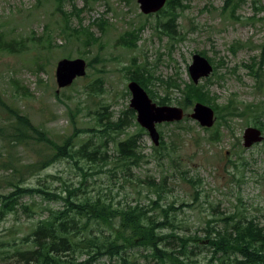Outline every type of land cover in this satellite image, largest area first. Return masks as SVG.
I'll list each match as a JSON object with an SVG mask.
<instances>
[{
  "label": "rangeland",
  "instance_id": "rangeland-1",
  "mask_svg": "<svg viewBox=\"0 0 264 264\" xmlns=\"http://www.w3.org/2000/svg\"><path fill=\"white\" fill-rule=\"evenodd\" d=\"M225 2L186 0L187 6L177 10V33L172 39L157 29L159 21L166 22L169 16L161 13L162 10L143 13L138 0H65L62 10L56 0H0V44L23 41L26 45L22 51L11 52L7 49L10 46L0 50V95L56 141L70 136L75 129L96 127L97 112L105 114L106 122L116 123L127 116L122 130L112 134L117 139L138 134V148L144 157L126 177L110 176L108 169L113 161L108 166L92 169L89 186L99 188L121 204H135L140 198L142 205H151L150 201L159 196L151 184L160 183L166 177L160 204L176 206L171 214L179 221V235L196 234L204 239L208 219L223 218L237 211L264 227V140L249 148L243 146L245 129L258 127L254 125L257 116L262 126L258 128L264 135V10L259 9L264 6V0H243L234 13L231 7L224 9ZM75 7L85 9L80 18L74 14L69 19L65 17L62 11L71 12ZM100 17L111 24L106 34L92 24ZM80 24L92 26L101 36V42L85 46L76 35L65 34V25L77 28ZM141 27L135 47L128 48L121 43L120 37L126 31ZM41 37L46 40L45 47L37 41ZM49 43L52 45L47 47ZM200 52L213 64L214 71L198 84L206 85L211 92L221 107L220 116L215 111L214 125L205 129L189 116L195 102L184 108L183 120L158 124L160 140L167 143L159 154L155 148L160 145L138 123L137 113L125 114L132 109L128 69L134 70L137 63L145 66L154 77L149 88L156 100L165 98L166 105L181 106L182 89L192 80L189 65L193 55ZM64 57L83 58L87 63L92 61V66H88L85 77L61 89L56 81V65ZM172 78L180 83V89L166 84ZM230 108L236 115H230L227 111ZM70 111L75 115V122ZM6 116L0 106V126L8 124L10 119ZM217 129L220 140L211 142L210 134ZM90 135L80 133L76 141ZM98 143L95 138L94 144ZM5 145L0 140V192L10 190L7 183L14 173L13 168L2 165L7 160ZM102 149L113 160L114 142L109 141ZM10 152L18 166L50 150L46 145L34 144L15 145ZM238 154L247 162L245 169L239 171L230 165V160H236ZM48 175H54L48 180L57 190L62 189V181L76 184L80 180L72 163L61 160L30 176L28 183L35 185ZM191 176L201 178L200 187H194L187 180ZM139 189H142L141 195L137 193ZM34 200L38 204L42 202L40 198L28 197L22 202ZM157 212L158 209L151 213ZM31 223L22 210L8 215L0 221V241L7 239L11 228L21 234ZM215 225L222 230L226 222ZM206 244L200 241L202 251L195 249L191 257L197 264H208L211 258ZM0 264L20 262L9 259L0 260ZM97 264L117 262L104 258ZM139 264H147L145 257L139 258Z\"/></svg>",
  "mask_w": 264,
  "mask_h": 264
},
{
  "label": "trees",
  "instance_id": "trees-1",
  "mask_svg": "<svg viewBox=\"0 0 264 264\" xmlns=\"http://www.w3.org/2000/svg\"><path fill=\"white\" fill-rule=\"evenodd\" d=\"M64 1L56 0L61 10ZM185 1H167L161 13L169 18L163 23L159 21L157 29L160 33L175 38L177 10L187 6ZM241 1L243 0H226L224 9L231 7L234 13ZM259 9L264 10V6ZM84 10L75 7L71 12L64 10L62 12L69 19L71 14L80 18ZM92 24L102 34H106L111 25L104 17L95 19ZM91 27L82 24L77 28L65 25L63 30L69 37L76 35L85 46H91L101 42V36ZM142 29L141 27L126 31L120 37L121 43L128 48L135 47L138 30ZM43 39L41 37L37 41L43 43L41 45L45 47L46 40ZM14 42L0 44V50H5L9 46L7 49L11 52L14 49L16 51L25 49L23 41ZM51 45L49 43L47 47ZM200 53L204 55L203 52ZM88 66H92V61L88 62ZM149 73L145 66L137 63L134 70L128 69V78L139 82L158 104H167L165 98L157 101L154 97V92L149 88L154 77ZM166 84L170 88H181L180 83L173 78ZM182 90L184 97L179 101V105L183 108L187 109L195 102H202L211 105L218 117L220 116L221 107L215 103V98L206 85H196L190 80L185 83ZM57 98H60L58 93ZM167 99L170 100L169 97ZM0 106L7 113L5 118L10 119L8 124L0 126V140L6 142L7 153V160H3L2 165L6 168L11 167L14 171L7 183V189L10 190L0 192V221L10 214H17L20 210L32 221L25 233L19 234L20 232L14 228L9 230L7 239L0 241V260L14 259L20 264H97L108 258L111 261L115 260L117 264H139V258L145 257L147 264H197L191 257L195 254V249L202 251L199 246L201 241L207 243L205 247L211 253L208 264H264V227L240 211L223 218L208 219L204 239L197 237L196 234L179 235L177 233L180 229L179 221L171 214L176 206L160 204L166 177H163L160 183L151 184L159 195L158 199L150 201L151 205H142L140 198L135 204H121L99 188L89 186L88 180L92 175V169L108 166L113 161L108 169L110 176L116 177L120 174L126 177L133 165H137L144 157L138 148V134L129 135L124 139H117L116 135L112 134L122 130L127 122V116L120 118L116 123L106 122L105 114L97 112L96 127L75 129L70 136L64 137L62 141H56L45 129L33 123L28 115L5 102L1 95ZM227 111L230 115H236L231 108ZM129 112L135 113L133 109H128L125 114ZM70 113L72 121L75 122L74 113L72 111ZM257 118L255 117L254 125L262 128L261 121ZM140 130L144 129L140 127ZM79 131L92 135L77 142ZM219 133V129L214 130L209 140L219 141ZM95 138L99 140L98 144H94ZM109 141H113L115 145L116 155H113V160L112 156L107 155L102 149ZM196 142L199 143L198 140ZM34 144L46 145L50 153L40 154L29 163L16 166L10 149L15 145ZM166 145L162 139L160 147L155 149L162 154L161 150ZM61 160L72 163L80 174L79 182L75 184L62 181L61 190L53 187L48 180L54 175L46 176L47 179L40 178L35 185L28 183L30 176L39 174L49 165ZM230 165L239 171L245 169L247 162L238 154L236 160H230ZM187 180L194 187L201 186L202 180L199 177L191 176ZM137 193L141 195L142 189ZM25 197L40 198L42 202L38 204L34 200L31 203H24L22 200ZM156 209L158 212L152 214V210ZM219 221L226 222V227L222 230L215 225Z\"/></svg>",
  "mask_w": 264,
  "mask_h": 264
},
{
  "label": "water",
  "instance_id": "water-1",
  "mask_svg": "<svg viewBox=\"0 0 264 264\" xmlns=\"http://www.w3.org/2000/svg\"><path fill=\"white\" fill-rule=\"evenodd\" d=\"M168 0H138L143 13H156L163 9ZM88 63L83 58H61L56 65V81L59 88H66L74 83L77 78L87 75ZM214 71L210 60L200 53L193 55L192 63L189 65V73L192 81L198 84L203 78L209 77ZM131 93L130 108L137 113L138 123L148 130L152 140L158 146L160 144V133L157 125L166 122H178L186 116L181 106L161 105L153 101L146 89L136 80L128 83ZM59 93V90H57ZM202 127L210 128L215 122V110L202 102H196L193 111L189 115ZM264 140L261 129L248 126L243 134V146L252 147Z\"/></svg>",
  "mask_w": 264,
  "mask_h": 264
}]
</instances>
